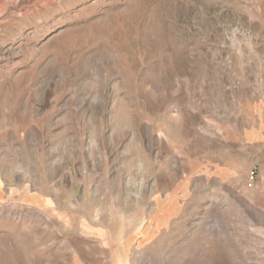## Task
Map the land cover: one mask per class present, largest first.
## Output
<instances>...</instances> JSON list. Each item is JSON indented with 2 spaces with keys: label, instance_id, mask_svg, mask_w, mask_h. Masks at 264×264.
Masks as SVG:
<instances>
[{
  "label": "rangeland",
  "instance_id": "rangeland-1",
  "mask_svg": "<svg viewBox=\"0 0 264 264\" xmlns=\"http://www.w3.org/2000/svg\"><path fill=\"white\" fill-rule=\"evenodd\" d=\"M0 264H264V0H0Z\"/></svg>",
  "mask_w": 264,
  "mask_h": 264
},
{
  "label": "built area",
  "instance_id": "built-area-1",
  "mask_svg": "<svg viewBox=\"0 0 264 264\" xmlns=\"http://www.w3.org/2000/svg\"><path fill=\"white\" fill-rule=\"evenodd\" d=\"M247 177H248L247 185L248 187L251 188L256 183L257 175L255 172L251 171L250 173H248Z\"/></svg>",
  "mask_w": 264,
  "mask_h": 264
}]
</instances>
